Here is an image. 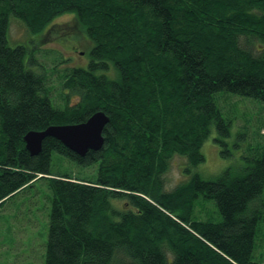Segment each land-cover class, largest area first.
<instances>
[{"label":"trees","instance_id":"trees-1","mask_svg":"<svg viewBox=\"0 0 264 264\" xmlns=\"http://www.w3.org/2000/svg\"><path fill=\"white\" fill-rule=\"evenodd\" d=\"M62 14L89 60L63 69L56 103L9 28L15 18L40 34ZM224 97L264 104V0H0V212L47 182L44 264H264V148L213 179L199 171L213 129L232 156ZM98 111L110 118L101 150L81 157L51 137L26 149L28 132ZM54 155L96 174H53ZM176 156L186 179L166 190Z\"/></svg>","mask_w":264,"mask_h":264},{"label":"rangeland","instance_id":"rangeland-1","mask_svg":"<svg viewBox=\"0 0 264 264\" xmlns=\"http://www.w3.org/2000/svg\"><path fill=\"white\" fill-rule=\"evenodd\" d=\"M74 32L71 14L56 17L40 34H33L21 21L11 19L10 45H26L34 52L38 66L32 68L45 72L56 103L62 100L63 84L59 75L63 69L85 66L89 60V52L85 56L86 41L73 39ZM222 99L225 112L233 118L232 137L228 140L232 156H222V149L214 141L217 132L213 129L201 150L205 162L199 171L205 179H213L226 168L238 165L242 157L246 156L245 153H251L250 148H264V104L236 97ZM239 133L244 136L238 137ZM186 164V160L179 156L171 160L170 168L163 177L166 190L174 189L186 179L183 174ZM96 170V166L81 168L54 155L51 171L53 174L71 173L74 176L91 177L96 174ZM52 199L53 193L47 182L38 181L6 204L0 212V264L45 263ZM115 204L123 206L122 202ZM259 244V253L264 258V234Z\"/></svg>","mask_w":264,"mask_h":264},{"label":"water","instance_id":"water-1","mask_svg":"<svg viewBox=\"0 0 264 264\" xmlns=\"http://www.w3.org/2000/svg\"><path fill=\"white\" fill-rule=\"evenodd\" d=\"M110 118L103 111L94 113L86 122L72 125H53L45 130L30 131L24 136L26 149L31 156L42 151L43 142L51 137L66 148L85 157L89 151H99L105 143L104 129Z\"/></svg>","mask_w":264,"mask_h":264}]
</instances>
